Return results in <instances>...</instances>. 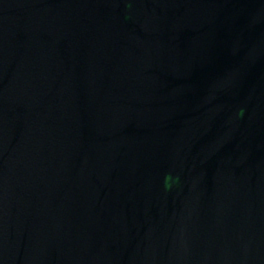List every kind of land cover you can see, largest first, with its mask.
<instances>
[{
	"label": "water",
	"instance_id": "95a60500",
	"mask_svg": "<svg viewBox=\"0 0 264 264\" xmlns=\"http://www.w3.org/2000/svg\"><path fill=\"white\" fill-rule=\"evenodd\" d=\"M0 264H264V0H0Z\"/></svg>",
	"mask_w": 264,
	"mask_h": 264
}]
</instances>
